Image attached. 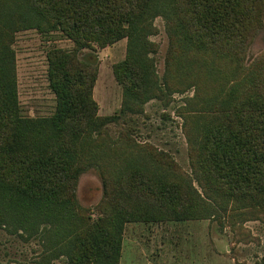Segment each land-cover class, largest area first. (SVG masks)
Returning a JSON list of instances; mask_svg holds the SVG:
<instances>
[{"label":"trees","instance_id":"trees-1","mask_svg":"<svg viewBox=\"0 0 264 264\" xmlns=\"http://www.w3.org/2000/svg\"><path fill=\"white\" fill-rule=\"evenodd\" d=\"M263 5L264 0L0 2V220L29 235L39 223L47 224L48 233L58 225L68 229L65 221L77 216L85 140L113 120L98 115L93 97L98 63L84 50L127 38V57L114 66V74L127 95L140 94L150 72L149 59L142 57L151 45L145 38L159 15L167 19L170 34L169 70L180 66L194 82L204 72V82L210 83H194L192 98L204 118L197 166L206 184L222 196L257 198L264 208V53L244 66ZM29 29L61 32L74 43L70 50L49 51L56 108L46 117L22 114L14 42L17 32ZM147 173L134 167L123 177L109 178L124 190L119 193L123 202L75 233L69 251L74 264H117L128 222L178 217L189 210L182 183Z\"/></svg>","mask_w":264,"mask_h":264},{"label":"rangeland","instance_id":"rangeland-1","mask_svg":"<svg viewBox=\"0 0 264 264\" xmlns=\"http://www.w3.org/2000/svg\"><path fill=\"white\" fill-rule=\"evenodd\" d=\"M260 21L246 51L245 67L264 53V5ZM151 24L145 38L151 45L142 51L150 63L149 82L140 94L127 95L114 74V66L127 57V38L84 50L98 63L93 90L98 115L113 120L85 140L75 192L77 216L65 221L68 229L58 225L48 233L47 224L39 223L30 235L21 226L0 220V264H74L70 241L123 202L119 193L124 190L109 178L123 177L134 167L182 183L189 210L178 217L164 214L160 220L128 222L117 264H264V208L257 198L220 195L206 184L197 166L204 118L192 99L193 84L209 85L204 82L207 76L197 73L194 82L180 66L170 71L167 19L159 15ZM14 47L22 114L52 115L56 96L48 80V54L54 47L74 48L73 41L61 32L29 29L16 33ZM75 222L81 227H70Z\"/></svg>","mask_w":264,"mask_h":264}]
</instances>
